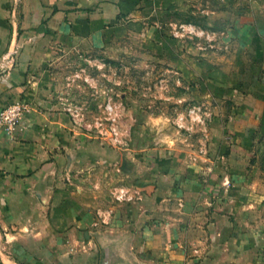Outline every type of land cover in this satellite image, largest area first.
Wrapping results in <instances>:
<instances>
[{
  "label": "crops",
  "instance_id": "0c3cea01",
  "mask_svg": "<svg viewBox=\"0 0 264 264\" xmlns=\"http://www.w3.org/2000/svg\"><path fill=\"white\" fill-rule=\"evenodd\" d=\"M185 1L0 0V111L20 100L30 104L12 133L0 128V264H248L247 229L213 220L231 213L232 206L227 201L223 207H203L197 187H174L164 194L168 180L178 176L161 178L142 205L129 201L105 207L100 202L78 209L75 177L87 187L79 196L90 195L88 183L98 180L102 160L73 158L71 126L41 105L42 75L61 47L100 48L118 38H134L154 16H182ZM222 2V16L234 23V33L264 53V0ZM203 12L210 26L215 11L208 6ZM187 33L181 29L176 35ZM259 78L256 74L250 84L256 88L243 94L238 108L241 123L252 127L264 122V76ZM229 159L224 157L231 165ZM238 162L242 166L245 160ZM79 165V175L74 174ZM241 179L225 172L212 178L214 183ZM238 198L242 209L241 190ZM208 211L211 219L205 217ZM202 214L208 221L199 224ZM256 230L264 235V223ZM263 235L256 241L264 246ZM258 256L264 260L263 253Z\"/></svg>",
  "mask_w": 264,
  "mask_h": 264
},
{
  "label": "rangeland",
  "instance_id": "374dc122",
  "mask_svg": "<svg viewBox=\"0 0 264 264\" xmlns=\"http://www.w3.org/2000/svg\"><path fill=\"white\" fill-rule=\"evenodd\" d=\"M207 1H185L182 16H154L134 38L100 48L61 47L42 75L39 103L71 126L73 158L102 160L98 180L88 183L90 195L79 196L87 187L75 177L78 209L84 203L142 205L161 178L178 176L168 180L163 193L197 187L203 207H223L228 201L232 212L213 220L246 228L247 262L264 264L258 260L264 246L256 241L263 235L257 225L264 223V122L256 120L252 127L238 114L243 94L256 88L250 85L256 74L264 76V53L234 33V23L222 16V0ZM208 6L215 11L210 26L203 12ZM181 29L187 35L177 36ZM79 167L74 174L79 175ZM224 172L242 179L214 183L212 178ZM208 213L197 223H207L213 217Z\"/></svg>",
  "mask_w": 264,
  "mask_h": 264
},
{
  "label": "built area",
  "instance_id": "2783aa9c",
  "mask_svg": "<svg viewBox=\"0 0 264 264\" xmlns=\"http://www.w3.org/2000/svg\"><path fill=\"white\" fill-rule=\"evenodd\" d=\"M28 109V102L23 100L6 105L0 111V128L8 133H12L20 125L23 116Z\"/></svg>",
  "mask_w": 264,
  "mask_h": 264
}]
</instances>
